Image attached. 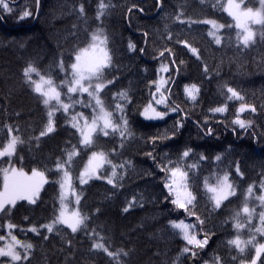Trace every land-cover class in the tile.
Wrapping results in <instances>:
<instances>
[{
  "label": "trees",
  "instance_id": "1",
  "mask_svg": "<svg viewBox=\"0 0 264 264\" xmlns=\"http://www.w3.org/2000/svg\"><path fill=\"white\" fill-rule=\"evenodd\" d=\"M104 2L110 7L99 18L100 0H39L38 6L36 0H9L11 13L0 8V145L7 144V129L11 126L13 134L24 141L17 144L16 153L10 158L12 166L27 173L44 172L48 178L35 204L20 200L6 214H0V233L7 232L11 222L17 226L12 229L15 234L24 243L32 244L28 259L22 264H117L93 248L96 242H104L110 251L126 252V256L119 257V264H215L216 257H220L221 264H252L255 248L248 246L241 253L228 241L237 235L244 240L250 227L244 215L239 219L248 226L239 233L234 227L248 186L255 185L256 196L264 191L260 188L264 183V37L260 33L264 29L259 27L255 42L248 47L239 44L238 30L224 10L226 0ZM81 4L83 14L79 12ZM24 10L33 15L20 19ZM180 13L184 23L176 20ZM209 19L225 25L219 31L220 44L209 35L211 25L187 22ZM98 29L107 36L112 56L106 78L113 83L104 89L101 98L118 116L115 105L125 102L117 94L127 92L130 102L125 105V115L132 136H101L93 146L85 148L79 144V132L71 126L69 114L58 111L54 116L55 130L41 137L48 109L26 81L24 68L31 63L59 83L70 74L69 65L76 52L90 44L91 35ZM184 40L198 49L199 57L178 43ZM129 43L136 46L134 51L129 49ZM166 49L171 50L175 64ZM61 60L66 71L59 67ZM162 65L168 66L167 72L160 71ZM162 76L171 89L165 93L168 108L179 106L180 111L169 112L162 120H147L141 113L153 100V82ZM193 84L199 87L195 101L185 93V86ZM226 87L234 88L244 97V103L255 106V112L240 114L241 119L251 122V127L240 128L232 123L241 101L226 100ZM60 90L65 99L66 89ZM74 98L83 99L84 104H76L73 113L82 112L91 118L92 108L85 106L90 99L88 94ZM225 103L226 112L211 111ZM157 109L167 110L165 105ZM177 122L183 124L178 130ZM209 128L211 134H207ZM165 135L170 138L152 143L153 138ZM73 146L79 155L74 157L69 172L73 188L80 193L79 211L89 217L87 229L73 233L70 228L57 225L49 233L42 226L51 223L60 209L59 180L63 174L56 169V162L66 158ZM188 148L192 153L181 159ZM94 151L105 152L113 164L125 165L117 169L119 187L107 183L106 178L80 183L79 174ZM217 155L221 156L219 161L215 159ZM8 159L0 160V168L9 166L4 162ZM168 161L189 173V186L197 197L195 216L171 203L173 197L164 186L167 174L159 167ZM193 164L196 169L189 170ZM237 165L243 177L237 174ZM225 173L230 174L237 195L214 209L204 180L214 183L216 176ZM100 174L110 176L111 165L106 164ZM2 183L0 173V188ZM133 198L136 204L124 211ZM259 204L254 198L248 201L250 209H263ZM197 216L203 220L202 225ZM179 220L197 224L199 239L207 234L208 244L197 249L195 257L182 253L186 241L170 224ZM32 227L38 232H32ZM100 237L103 241H99ZM256 264H264V253Z\"/></svg>",
  "mask_w": 264,
  "mask_h": 264
},
{
  "label": "snow or ice",
  "instance_id": "2",
  "mask_svg": "<svg viewBox=\"0 0 264 264\" xmlns=\"http://www.w3.org/2000/svg\"><path fill=\"white\" fill-rule=\"evenodd\" d=\"M219 3V0H216ZM37 6L39 5V0H36ZM227 7L224 9L229 16L232 17L234 21V27L237 31V42L243 47H248L250 44L255 42L257 33L253 31V26H260L264 29V0H258L259 8L253 9L251 7H244V0H226ZM213 6H216L213 4ZM110 7V4H106L104 0H100L99 8L97 10V18L104 15L105 11ZM0 8L11 13L13 9L9 7V0H0ZM142 11V10H141ZM81 14L84 13V7L81 4L79 8ZM33 15L29 10H24L20 19H24ZM183 13L176 16V20L184 23L185 21L181 19ZM188 23H205L211 25L212 30L209 35L214 38L216 44L221 43V36L219 35L220 29L225 28L224 24H218L215 20H204V21H187ZM233 25H228L232 27ZM146 35V34H145ZM264 37V31L260 33ZM171 39V36H169ZM108 38L104 34L102 29H98L91 35V42L87 47L79 49L74 57V62L69 65L70 74L66 79L61 80L57 83L52 79L50 75L42 74L40 70L33 64H29L24 68L23 74L26 81L32 86L35 93L39 95L42 99V103L48 109L47 111V124L44 129L40 132V136H46L55 130V113L62 111L69 114V122L71 126L79 132V144L83 145L85 148L91 147L96 143V140L103 136L108 137L110 135L118 134L121 138H127L132 136V132L129 129L128 120L125 115V105L130 102L127 92L122 91L117 94V98L123 100L125 103H117L115 105V111L119 113L118 116L110 111L101 98V93L109 84L113 83L112 80L106 78V70L112 67V56L107 48ZM178 43L184 44L193 54L199 57V51L197 48L193 47L188 41H178ZM135 45L129 43V49L135 50ZM142 51V49H141ZM170 56H173L170 49H166ZM161 56L164 52L160 53ZM173 64H175V59L173 56ZM183 63V61H181ZM61 71H66L64 68L63 61L59 63ZM160 71L167 72L168 66L162 65ZM205 72H207V66H205ZM33 74L36 75L37 79L33 78ZM168 80H165L162 76L160 81L153 82L156 84V90L152 94L153 100L150 101L144 108L141 115L147 120H162L169 112L180 111L179 106L168 108L167 97L165 92L170 93L171 89L166 87ZM61 88H65L66 92L63 96L67 100L62 99ZM87 93L90 98L88 103L85 105L91 107L93 115L91 118L86 117L82 112L73 113V109L76 104H84L83 99H76L74 96L78 95L83 97V94ZM186 95L193 101L199 93V87L195 84L185 86ZM226 100H239L241 101L240 107L237 110V116L232 121L234 125H238L240 128L251 127L250 121H245L240 118V114L245 111L255 112L256 108L254 105H249L244 103V97L234 88L226 87ZM157 95L159 99H157ZM55 102V103H53ZM165 105V111H158L157 106ZM211 111L217 113H224L227 111V103L222 106L216 107ZM176 129L183 127L180 122L176 123ZM9 140L6 145H0V160L2 158H9L4 161L9 166L0 168V173L4 175V191L0 192V213H7L11 208H14L18 200H28L30 203L35 204L36 198L39 196V190L42 183L47 182L43 179L44 173L36 172L33 170L32 176L35 177L39 175L42 180L41 184H25L19 178L26 177V173L22 170L16 169L11 164L10 158L15 154L17 144H22L24 141L17 135L13 134V128L8 126ZM212 129L209 128L207 134H211ZM176 133L173 132V135ZM170 138L167 135L162 137H156L152 139V143L155 144L158 139ZM38 139V138H37ZM123 145H121L122 147ZM192 153V149L188 148L183 151L181 159L187 158ZM79 155V150L73 146L71 151L66 153V158L56 162V169L63 175L59 180L60 184V209L52 220L51 223L43 225L49 233L56 229L57 225H63L70 228L73 233L80 231L81 229H87V220L89 217L82 214L79 209L67 212V203L69 196L75 197L76 204H79L80 196L75 193L72 183L71 175L69 172V167L73 163L75 156ZM151 156V153H148ZM154 159V157H153ZM204 159V157H201ZM217 161L221 159L220 155L215 157ZM130 163V162H126ZM106 164L111 165V175L102 176L100 174V169ZM124 164H113L108 158V155L103 151H94L89 158L88 165L79 174V180L81 184H87L89 180L92 179H107V183L119 187L117 180L118 172L117 169H123ZM161 171L167 174V182L165 183V188L168 190L169 195L173 198L171 203L178 209H183L188 215L195 216L196 207V195L191 190L189 186V173L185 171L178 164H173L172 161H168L166 165H160ZM196 164L190 166L189 170H195ZM236 172L239 176L243 177L244 173L240 171L239 166H236ZM230 174L225 173L223 176H216L215 182L210 183L206 178L204 180V187L207 193H210L209 200L212 202L213 208L218 209L221 207L224 201L228 200L229 197L236 196V186L229 179ZM30 179V178H29ZM255 185H249L244 194V204L240 212L236 214V221L234 227L239 233L240 230L248 226L246 223H242L239 219L241 213L244 215L245 220L251 222L254 216L258 215L260 222V227L254 229V233L250 235L247 240H241L240 236L237 235L234 239L228 241V243L238 249L239 252L243 253L245 248L252 246L256 251V258H259L261 253H264V243L256 245V233L264 234V211L256 213L255 208L250 209L248 207V201L251 198L258 200L262 207H264V192L261 195L256 196L254 194ZM260 188L264 190V183H261ZM136 204V199L133 198L129 202L128 207L124 211H128L130 207ZM196 220L200 225L203 224V220L197 216ZM172 228L179 230L183 239L186 241V246L182 249L183 254H190L192 257L197 255V249H203L208 244V237L205 234L203 239L198 238L196 232L197 224L186 223L185 220L170 221ZM8 235L0 236V241L7 240L8 242L4 246H0V257L9 258V264H22L23 261L28 259L29 251L32 249V244L24 243L17 239V237L12 233V229L17 226L8 223ZM32 232H38L36 227L30 229ZM95 235V233H94ZM99 241H103V237L99 238ZM93 248L99 249L106 253L113 260L117 261L119 264V257L121 255L126 256V252L121 251H110L104 242H96L93 244ZM22 250V251H21ZM23 252V254H22ZM3 264V261H0ZM215 264H221L220 257L215 258ZM252 264H256V259L252 260Z\"/></svg>",
  "mask_w": 264,
  "mask_h": 264
},
{
  "label": "rangeland",
  "instance_id": "3",
  "mask_svg": "<svg viewBox=\"0 0 264 264\" xmlns=\"http://www.w3.org/2000/svg\"><path fill=\"white\" fill-rule=\"evenodd\" d=\"M252 2L253 3H251V4H247L246 3V1H244V7H251V8H253V9H257V8H259V3H258V0H256V3H255V5H253L254 4V2H255V0H252ZM224 7L226 8L227 7V3H225V5H224ZM233 24H234V21H233ZM259 27L260 26H253V31L254 32H256V33H258V29H259ZM33 78L34 79H37V77H34L33 76ZM168 85H169V83L166 85V87H168ZM166 93V92H165ZM164 93V94H165ZM165 96H166V94H165ZM157 99H159V96H157L156 97ZM63 99V98H62ZM53 103H55V102H53ZM158 111H160L159 109H157ZM16 153V152H15ZM91 157V154L89 155V157H88V159H87V161H86V164H85V166H84V168L88 165V161H89V158ZM109 158V157H108ZM16 169H18V170H21V169H19L18 167H16V166H14ZM84 168H83V170H84ZM101 170H102V168L99 170L100 172H101ZM24 172V171H23ZM36 172H38V173H40L41 171H36ZM24 173H26L27 175H26V177H20L19 179L23 182V183H25V184H30V185H32V184H41V180H42V178L39 176V175H37V176H35V177H33L32 176V172H24ZM42 173H44V172H42ZM30 178V179H29ZM43 179L44 180H48V178H47V175L44 173V177H43ZM230 179V178H229ZM92 180H94V179H92ZM89 181H91V180H89ZM231 181V180H230ZM232 182V181H231ZM71 183H72V181H71ZM45 184H46V182L45 183H42V186L40 187V190H39V195L41 194V192H42V190H43V188H44V186H45ZM72 187H73V184H72ZM74 189V188H73ZM4 191V175H3V183H2V187L0 188V192H3ZM74 191H75V193L76 194H78L79 196H80V193L78 192V190H75L74 189ZM264 192V191H263ZM262 194V193H261ZM260 194V195H261ZM38 198V197H37ZM36 198V199H37ZM25 200V199H24ZM18 201H20V200H18ZM17 201V202H18ZM66 203H67V212H69V213H71L72 211H75V210H77V209H79L78 208V204H76V202H75V197L74 196H69V198H68V200L66 201ZM259 205H261V204H259ZM249 207V206H248ZM261 211H264V207H263V209H259V210H257L256 209V213L258 214L259 212H261ZM1 214V213H0ZM241 216H243V214L241 213ZM251 222H254V225H252L250 222H249V225H250V227H248V229H247V234L245 235V237H243V239L244 240H247L249 237H250V235H252L253 233H254V229L255 228H258V227H260L261 225H260V222H259V219H258V215L257 216H254V218L252 219V221ZM8 229V228H7ZM8 231L9 230H7V232H3V233H0V236H5V237H7V235H8ZM12 233L17 237V239H19L20 241H22L23 242V240L20 238V237H18L16 234H15V232L12 230ZM256 235V241H255V243H257V242H259V241H261V240H263V241H261V242H259L258 244H257V246L259 245V244H261V243H264V234H259V233H256L255 234ZM262 237V239H260V240H258L257 238H259V237ZM242 240V239H241ZM8 241L7 240H4V241H0V246H4L6 243H7ZM262 254V253H261ZM1 258H3V257H0V259ZM9 259V258H8ZM258 258H256V260H257ZM7 262H9V260L8 261H3V263H7Z\"/></svg>",
  "mask_w": 264,
  "mask_h": 264
}]
</instances>
